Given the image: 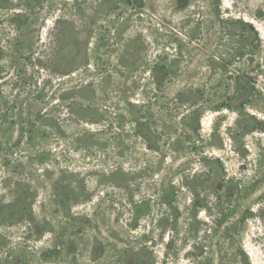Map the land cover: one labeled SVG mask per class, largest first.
Listing matches in <instances>:
<instances>
[{"label": "rangeland", "instance_id": "rangeland-1", "mask_svg": "<svg viewBox=\"0 0 264 264\" xmlns=\"http://www.w3.org/2000/svg\"><path fill=\"white\" fill-rule=\"evenodd\" d=\"M0 264H264V0H0Z\"/></svg>", "mask_w": 264, "mask_h": 264}, {"label": "flooded vegetation", "instance_id": "flooded-vegetation-1", "mask_svg": "<svg viewBox=\"0 0 264 264\" xmlns=\"http://www.w3.org/2000/svg\"><path fill=\"white\" fill-rule=\"evenodd\" d=\"M51 220H56V218H51ZM54 229L56 228L45 224V226L37 228L36 230L35 234L41 239L39 244L46 249L41 253V259L44 260V263L51 260H66L68 263L70 262L68 261L69 253L73 249L70 240L73 239L74 234L72 232H64L65 228H60L61 232H52V238L46 240V238H44V233L47 231H54Z\"/></svg>", "mask_w": 264, "mask_h": 264}]
</instances>
